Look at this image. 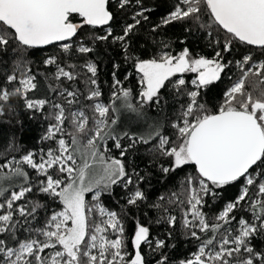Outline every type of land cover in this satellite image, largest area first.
<instances>
[{"label": "snow or ice", "instance_id": "1", "mask_svg": "<svg viewBox=\"0 0 264 264\" xmlns=\"http://www.w3.org/2000/svg\"><path fill=\"white\" fill-rule=\"evenodd\" d=\"M131 4L137 5L132 22L115 34L109 0H0V60L7 62L9 50L23 56L31 49L55 46L61 54H79L90 74L84 82L95 86L97 66L86 59L94 49L79 38L80 31L86 26L103 28L104 34L92 39L111 40L129 58V41L135 29L149 19L142 0H117L124 12ZM201 17L207 19L201 28L214 29L224 38L223 43L216 40L219 50H214L212 58L195 57L187 47L174 53L161 41L152 58L133 61L139 107L129 101L130 92L121 90L118 79L113 83V104L121 101L137 119L145 120V134L135 137L125 132L124 137L144 145L155 141L150 151L168 162L167 166L161 164L160 171L168 176L188 170L180 180L186 193L182 203L187 205L182 210V227L188 238L198 243L180 264H264V252L252 246V239L264 234V92L253 97L245 91L249 74L264 76V62L250 63L248 55L236 61L241 76L224 91L217 110L209 112L199 100L202 89L222 80L232 63L224 54L234 46L264 50V0H174L151 32L175 23L190 32L189 21L197 23ZM205 34L211 36V32ZM15 62L19 69L20 62ZM44 64L55 66L52 77L59 83L49 91L63 99L67 108L47 93L36 97L37 76L30 68L22 70L19 77L7 75L0 83V116L10 97L18 96L30 119L46 122L40 143L49 144L39 152L30 149L18 158L0 160V264H147L144 248L157 252L167 247L165 241L153 239L150 228L140 221L128 236L120 214L102 202L113 186L123 187L128 209L140 207L147 198L139 187L143 177L129 173L123 161L126 149L113 134L117 120L111 113L116 109L100 102L98 87L89 88L86 95L78 89L61 88L62 78L75 81L78 75L65 70L59 56H49ZM68 67L74 69L75 65ZM185 73L194 74L191 89L183 78ZM169 85L177 96L186 97L179 122L171 124L174 138L162 134L158 123H147L141 111L162 106L167 99L163 92ZM88 109L93 112L91 118ZM82 136L86 137L84 144ZM108 140L120 150V158L107 157L101 151ZM11 147L20 151L14 143ZM237 185L238 194L209 224L203 212L208 198L215 200ZM238 210L250 212L251 217L237 218ZM176 222L175 216L167 217L169 228ZM157 264H168L167 256L161 255Z\"/></svg>", "mask_w": 264, "mask_h": 264}, {"label": "trees", "instance_id": "2", "mask_svg": "<svg viewBox=\"0 0 264 264\" xmlns=\"http://www.w3.org/2000/svg\"><path fill=\"white\" fill-rule=\"evenodd\" d=\"M174 0H142L143 7L148 9L146 15L149 19L142 21L138 26L129 41V49L126 58L125 53L117 44L109 41H96L92 39L94 35H103L104 29H92L87 26L80 31L79 38L82 41H87L89 46L94 50L86 59L97 66V75L95 77L97 84L86 85L85 79L90 76L86 73L83 67L84 61L80 59L79 54L64 55L60 53V49L55 46H50L44 49H31L23 56H15L9 50L7 62L0 60V83L6 80V76L15 74L20 76L21 71L25 68H30L32 74L37 76L39 91L36 92L37 98H43L47 93L49 96L55 97L59 102L67 108L66 102L61 99L56 93L49 91L50 87H57L58 81L52 77L55 71L54 65L44 64V61L49 56H59L61 58V66L67 71H74L78 75L75 81H68L62 78L63 83L61 88L69 90H79L83 94H87L89 88L98 87L102 93L100 102L105 104H113L112 93L114 91L113 83L119 80L122 85L121 90H129V101L134 107H139L137 103L139 85L138 77L133 67V61L138 58H152L154 50L159 51L157 47L161 41L170 45L169 51L179 53L184 47H187L193 56H204L212 58L214 50H219V45L216 40L219 39L223 43V36H217L214 29L201 28L200 24L207 23L206 17H201L200 22L192 23L191 31H186L181 23L161 27L157 33L153 34L151 28L160 23L161 18L167 14ZM137 5L131 4L127 12L121 11L117 5V0L109 1V10L113 13L115 19L112 22V28L115 34H120L125 23H130L132 10ZM78 20L79 18H75ZM206 32H211V36L206 35ZM228 61L232 63L225 74H222V80L209 85L206 89L201 90L199 100L209 112L218 109L223 102V93L230 86L231 82L237 80L241 76L239 68L236 67V61L242 60L246 55L252 57L250 63L264 62V50L256 49L249 46H234L229 53L224 54ZM15 56V59L13 58ZM19 61L21 67H16V62ZM75 65V68H69L68 65ZM45 74L48 79H45ZM229 77L232 78L230 81ZM183 78L187 82V87L191 89V80L194 74L185 73ZM10 88L12 86H9ZM245 91L251 93L253 97H259L264 92V76H256L249 74L245 80ZM167 98L166 102L160 107H146L141 111L145 113L147 123H158L162 134L175 137L174 130L171 127L172 122H179L180 114L183 110L182 101L186 97L177 96L172 91L171 85L163 92ZM29 95H32L31 93ZM82 103L91 104L92 101H82ZM120 101H116L113 107L116 109L111 113V118L116 119L117 123L112 126L113 134L120 137L121 143L126 149V154L123 161L127 170L131 174H139L143 177L140 182V189L147 194V198L142 202L140 207L128 209L125 207L124 189L122 186H113L110 193L102 197L103 204L111 211H116L120 214L124 221V227L128 236H131L137 221L148 226L152 233L153 239H163L167 247L153 252L150 248H144V256L147 264H157L161 255L167 256L168 264H180L181 260L189 258L195 250L198 242L190 240L186 235L187 230L182 227L183 214L182 210L187 207L182 201L186 198V193L182 191L180 180L187 175L188 170L179 174H170L166 176L160 171V166H167V160L159 157L156 153L150 151L155 144L144 145L142 143H132L131 140L124 137L127 132L130 135L139 137L147 131V125L144 119H137L131 113L129 117L118 113L117 107ZM23 101L18 96H11L8 103L3 105L4 115L0 116V160L12 159L19 157L24 152L34 149L39 152L41 147L47 149L48 142L40 143V137L43 134L46 122L39 119H30L29 114L24 111ZM87 115L89 118L93 116V112L88 109ZM91 126V120L90 124ZM86 142V137H81V143ZM15 144L20 151H14L11 147ZM131 145V147H129ZM106 149V151H105ZM101 151L104 155L112 158H120L119 149L114 147V143L108 140L102 144ZM27 171L32 172L31 169ZM14 190V189H13ZM239 192V185L229 187L223 191L222 195L213 200L208 198V206L203 209L209 224L215 222L214 217L223 205L230 199H233ZM164 199L161 200L160 197ZM43 200V198H40ZM86 200L91 205L90 195L86 196ZM48 203H51L49 201ZM153 205H159L154 207ZM53 210H58L54 208ZM43 215V212H42ZM175 216L177 222L174 228H169L167 223L168 216ZM241 215L251 217L250 212L237 211L236 216ZM35 223V222H33ZM27 226V225H26ZM37 227L41 225L37 224ZM23 231V229H21ZM25 235H27L25 233ZM203 235V234H201ZM211 236V233H208ZM252 246L257 252H264V234L257 235L252 239ZM130 247V246H129Z\"/></svg>", "mask_w": 264, "mask_h": 264}, {"label": "rangeland", "instance_id": "3", "mask_svg": "<svg viewBox=\"0 0 264 264\" xmlns=\"http://www.w3.org/2000/svg\"><path fill=\"white\" fill-rule=\"evenodd\" d=\"M179 75V74H178ZM117 111L118 113L124 114L125 117H129V114H131L128 110H126L122 104V102L120 101V104L117 107ZM79 159V156L77 157Z\"/></svg>", "mask_w": 264, "mask_h": 264}, {"label": "water", "instance_id": "4", "mask_svg": "<svg viewBox=\"0 0 264 264\" xmlns=\"http://www.w3.org/2000/svg\"><path fill=\"white\" fill-rule=\"evenodd\" d=\"M109 1H111V0H109ZM97 29H102V28H97ZM51 46V45H50ZM50 46H46V47H44V48H47V47H50ZM249 47H252V46H249ZM44 48H39V49H44ZM253 48H255V47H253ZM256 49H259V48H256Z\"/></svg>", "mask_w": 264, "mask_h": 264}]
</instances>
